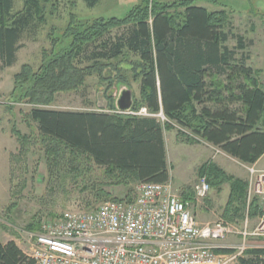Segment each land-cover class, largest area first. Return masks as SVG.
Listing matches in <instances>:
<instances>
[{
    "label": "trees",
    "instance_id": "16d2710c",
    "mask_svg": "<svg viewBox=\"0 0 264 264\" xmlns=\"http://www.w3.org/2000/svg\"><path fill=\"white\" fill-rule=\"evenodd\" d=\"M39 1L25 0L21 11L12 13L13 1L0 0L1 69L15 64L23 34L35 22H44ZM197 1L144 0L123 18L89 19L71 13L66 27L48 37L51 49L42 52L38 71L23 65L13 76V94L18 90L29 104L48 106L54 94L77 90L86 78L101 76L111 61L122 59L125 71L138 83L132 111L145 108L151 115L161 114L163 124L155 117L117 114L110 99L107 112L34 108L30 119L38 133L73 155L88 157L123 187L169 181L163 132L175 127L187 131H177L182 143L206 144L243 165H254L264 155L260 72L247 64L249 57L243 54L247 44L227 29V15L196 6ZM97 3L86 0L89 8ZM115 29L122 33L109 38ZM230 40L235 41L233 48L228 47ZM128 56L136 61L129 62ZM106 77L109 80L110 73ZM115 83L130 87L124 76ZM198 175L206 176L210 187L229 183L224 215L238 211L233 204L244 202L245 182L227 176L211 161L199 167ZM188 191L181 192L183 202L192 200ZM27 229L37 233L39 226L31 224ZM0 264L35 262L9 241L0 242ZM234 264H264V248L246 250Z\"/></svg>",
    "mask_w": 264,
    "mask_h": 264
},
{
    "label": "rangeland",
    "instance_id": "374dc122",
    "mask_svg": "<svg viewBox=\"0 0 264 264\" xmlns=\"http://www.w3.org/2000/svg\"><path fill=\"white\" fill-rule=\"evenodd\" d=\"M12 1V13L21 11L25 0ZM142 1L144 0H99L93 8L87 7L86 0H49L46 4L42 0L39 1L44 13V22H35L33 27L36 28L30 27L29 31L23 34L17 61L11 70L5 73L6 77L0 84V91L7 94L0 99L1 243L13 241L29 256V248L34 242L31 236L39 233L42 223L56 220L66 212L94 210L109 200L134 198L136 187L140 183L127 187L116 185L115 180L107 177L104 169L96 166L88 157L73 155L68 149L57 146L41 136L36 124L30 119V111L34 108L64 112L105 111L109 108L110 99L114 102L119 91L123 89L122 85L115 83L119 76L125 77L130 86L125 87L131 91L133 99H138V83L133 81L130 72L125 71L122 59L111 61V66L103 71L101 76L95 74L86 78L83 86L77 90L54 94L53 101L48 106L29 104L28 100L22 98V93L17 90L13 94L12 91L13 76L19 73L22 65L28 64L32 72L38 71L42 52L51 49L48 37H53L51 32L58 34L66 27L71 13L89 19L123 18L133 6ZM153 1L171 4L182 0ZM195 5L209 12H224L227 15V29L231 34L245 40L247 48L243 54L249 57L247 64L260 72L259 80L264 88V0H213V3L200 0ZM121 33L120 29L112 30L109 38ZM234 46L235 41L230 40L228 47ZM127 59L129 62L136 61L132 56ZM107 73H110L109 80L106 79ZM157 120L161 124L164 123L161 118ZM262 124L264 129V117ZM177 131L187 132L178 127L169 132L165 131L168 161L172 165L173 180H170V183L175 194L180 197L182 190L188 188L192 200L187 204V209L197 224L201 226L218 221L226 222L234 229L235 234L229 235L220 243L238 247L241 245L238 233L243 221L248 220L249 230L256 225L257 202L247 203L245 192L244 202L233 204L237 206L238 211L231 210L228 217H225L230 194L229 183L210 187L204 199L196 200L193 189L200 177L198 169L203 161L215 163L227 176L245 178L247 185L248 174L244 165L223 153H216L215 148L206 144L194 145L195 147L191 148L178 146L175 143H180L182 138L178 137ZM19 136L24 139L20 140ZM183 181L187 186L181 188ZM31 224L39 226L37 233L28 231L27 227ZM247 245L250 248H264V239L247 240Z\"/></svg>",
    "mask_w": 264,
    "mask_h": 264
},
{
    "label": "built area",
    "instance_id": "2783aa9c",
    "mask_svg": "<svg viewBox=\"0 0 264 264\" xmlns=\"http://www.w3.org/2000/svg\"><path fill=\"white\" fill-rule=\"evenodd\" d=\"M124 115L164 120L145 108ZM244 168L246 200L257 202L258 218L252 230L247 229L248 220L243 221L238 247L220 243L235 234L226 222L199 226L168 181L138 184L130 202L110 200L94 210L66 212L42 223L39 233L31 236L29 257L35 264H234L246 250L261 248H250L247 240L264 239V170ZM209 191L206 178L200 176L193 189L196 200Z\"/></svg>",
    "mask_w": 264,
    "mask_h": 264
},
{
    "label": "crops",
    "instance_id": "0c3cea01",
    "mask_svg": "<svg viewBox=\"0 0 264 264\" xmlns=\"http://www.w3.org/2000/svg\"><path fill=\"white\" fill-rule=\"evenodd\" d=\"M98 2H99V0H98ZM18 51H17V53H16V61H17V58H18ZM16 63V62H15ZM24 65H28V64H24ZM14 66V65H13ZM12 66V67H13ZM23 66V65H22ZM12 67H10V68H5V69H1L0 68V84H1V82L5 79L4 77H6V74L5 73H7L9 70H11V68ZM14 75H16V73L14 74ZM10 75H8V77H9ZM3 77V78H2ZM12 91V88L11 89H9V93ZM7 92V93H8ZM5 96H7V94L6 93H4V92H1L0 91V99H3ZM100 112V111H99ZM102 112H107V110H105V111H102ZM165 132H163V141H164V147H165V153H166V162H167V166H168V172H169V181L171 180H173L172 179V177H171V173H172V165L169 163V161H168V152H167V149H166V140H165ZM175 144H177L178 146H180V145H185L186 147H195L194 145H187V144H185V143H182V142H180V143H175ZM180 149H183V148H180ZM180 151H183V150H180ZM263 160H264V155L254 164V165H252V166H254V167H257L259 170H264V162H263ZM262 162H263V164H262ZM205 162L203 161L202 162V164H204ZM202 164H200L199 165V167L202 165ZM215 164V163H214ZM216 165V164H215ZM218 167V166H217ZM224 171V170H223ZM235 178H239V177H235ZM245 178H239V180H242L243 182L245 181L244 180ZM187 186V183H185L184 181H183V183H182V186H181V188H184V187H186ZM181 198V197H180ZM185 204L187 205V204H190V202H185ZM201 226H205V224H202Z\"/></svg>",
    "mask_w": 264,
    "mask_h": 264
},
{
    "label": "water",
    "instance_id": "95a60500",
    "mask_svg": "<svg viewBox=\"0 0 264 264\" xmlns=\"http://www.w3.org/2000/svg\"><path fill=\"white\" fill-rule=\"evenodd\" d=\"M122 87L123 89L119 91L117 98L113 102V107L116 112L126 114L132 111L133 95L128 88Z\"/></svg>",
    "mask_w": 264,
    "mask_h": 264
},
{
    "label": "bare ground",
    "instance_id": "6f19581e",
    "mask_svg": "<svg viewBox=\"0 0 264 264\" xmlns=\"http://www.w3.org/2000/svg\"><path fill=\"white\" fill-rule=\"evenodd\" d=\"M135 194V193H134ZM258 215V214H257ZM248 216V215H247Z\"/></svg>",
    "mask_w": 264,
    "mask_h": 264
}]
</instances>
